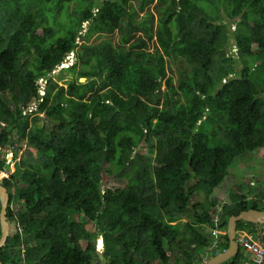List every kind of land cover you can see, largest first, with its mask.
Wrapping results in <instances>:
<instances>
[{
  "label": "trees",
  "instance_id": "trees-1",
  "mask_svg": "<svg viewBox=\"0 0 264 264\" xmlns=\"http://www.w3.org/2000/svg\"><path fill=\"white\" fill-rule=\"evenodd\" d=\"M71 52L65 69L76 77L60 85L51 74ZM261 52L264 0H0V146L43 155L3 178L8 220L21 231L1 261L102 264V236L106 264H203L197 252L212 246V231L258 209L231 168L264 160V88L247 63ZM32 113L45 115L42 135ZM141 141L152 154L135 152ZM114 171L125 184L103 188ZM201 192L205 202L191 205ZM237 230L264 242V224ZM246 258L240 250L222 264Z\"/></svg>",
  "mask_w": 264,
  "mask_h": 264
},
{
  "label": "rangeland",
  "instance_id": "rangeland-1",
  "mask_svg": "<svg viewBox=\"0 0 264 264\" xmlns=\"http://www.w3.org/2000/svg\"><path fill=\"white\" fill-rule=\"evenodd\" d=\"M150 12H152V14L154 15V29H157L159 26V19L158 17L159 12L156 8V2H154L153 4H151L150 8H149ZM146 11L141 12L140 15H145ZM87 23L85 24V27H87ZM235 28V26H232L231 29L233 30ZM86 29H83L82 34H85ZM92 42L96 41L95 38H93L91 40ZM79 44L83 43V40L80 38L78 40ZM232 43H234V41H232ZM235 47H233V49H231V53H233L234 57L237 60V65L241 64V60L239 59V55L237 54L236 49H234ZM261 54L260 56H251L249 59L247 58V63L251 69V77L254 81V83L261 88H264V52L259 53ZM259 57L260 60H259ZM77 61V56L76 53H71V55L67 56L65 59V62L63 65L59 66L56 70H54L51 74V76L55 79L58 80L60 85H64L65 83H67L68 80H71L72 78L76 77V75H74L70 69H65L68 68L69 66H71L73 63H75ZM217 65H220V63H217ZM241 66V65H240ZM239 66V67H240ZM174 69H176V67H174ZM63 70V74H64V78L63 79H59L60 76V71ZM62 72V71H61ZM80 82H85L86 78H80L79 79ZM41 82V83H40ZM40 86H41V95L44 94L45 91V85H46V79L43 81L42 79L40 80ZM67 86V85H66ZM37 105L36 103L33 104V106H31L30 108H28L26 110V112H31L35 109H37ZM31 121L32 124L36 127V130L38 131V133L40 135H42L43 133V127L46 124V120H45V115L44 114H39L37 115L36 113H32L31 115ZM206 131H208V128H205ZM136 153L138 154H152L153 152L147 147V145L141 141L140 144L138 145L136 151ZM14 153V154H13ZM134 153V155L136 154ZM43 155L37 151L34 148H31L30 146H28V144H24L22 150L19 151V153H15V148L14 147H9V148H5L3 149V152L0 156V158H5L7 161V164L9 165V169L8 170H4L0 172V181L3 180V178H8L12 173H14L16 171V164L19 161H24L26 163H31V164H39L42 165V160H43ZM254 161H252L254 163L253 168H248L244 165L245 162L240 163L239 165H237L236 167H232L231 168V173L234 176L235 180H234V185L236 187V189H240L237 190L239 194H246L250 200V202H252L253 200L258 199V209H264V160H258V159H253ZM248 162V161H247ZM246 162V163H247ZM114 174L111 175V177L108 178V180L106 182H104V186L103 188L106 187H111V186H122L123 184H125V181H120L117 178L116 175V171L113 172ZM225 186H228V188L230 189H234V187H230L229 185V181L225 183ZM238 187V188H237ZM227 188V189H228ZM235 190V189H234ZM236 191V190H235ZM229 192L225 193V200L228 201L229 200ZM204 201L206 200L205 197V193L201 192L199 194H195L191 205L194 204L196 201ZM15 206V205H13ZM189 211V209H188ZM72 219L77 221L78 220V214L73 212L72 213ZM185 219L190 221L191 219L186 215ZM13 226L16 227L15 224H13ZM208 230V233H210V227L208 226L206 228ZM20 231L21 229H17V233L16 232H12V238H19L20 237ZM100 238H102V236H99L96 239V249L98 251V253L100 254V260L103 261L102 264H106L105 261V256H103V252L105 250V245L103 243L100 244ZM166 248L169 247L167 243H165ZM190 247V246H188ZM99 249V250H98ZM208 249L202 250L199 249L197 252V255L199 257H201L202 255H208V256H214V251H209L207 252ZM242 252H244L241 249ZM151 254H155V249L151 248L150 250ZM143 253V252H140ZM196 255V256H197ZM174 261H171L169 264H173ZM138 264H140V262H138ZM142 264V263H141ZM145 264V263H143ZM151 264H163L159 258L155 257L154 259H152ZM180 264V263H177Z\"/></svg>",
  "mask_w": 264,
  "mask_h": 264
},
{
  "label": "water",
  "instance_id": "water-1",
  "mask_svg": "<svg viewBox=\"0 0 264 264\" xmlns=\"http://www.w3.org/2000/svg\"><path fill=\"white\" fill-rule=\"evenodd\" d=\"M4 146V145H3ZM1 156V154H0ZM10 203V193L7 187H5L0 181V251L7 245L9 237L12 232L17 231V227L13 226L8 220V207ZM239 221L253 222L257 224H264V209L250 208L241 211L237 215H232L228 221L227 234L229 238V247L224 251L211 257L205 264H222L239 253V244L236 240L237 236V224ZM0 264H5L0 259Z\"/></svg>",
  "mask_w": 264,
  "mask_h": 264
},
{
  "label": "built area",
  "instance_id": "built-area-1",
  "mask_svg": "<svg viewBox=\"0 0 264 264\" xmlns=\"http://www.w3.org/2000/svg\"><path fill=\"white\" fill-rule=\"evenodd\" d=\"M223 234H226V231L218 227L212 231L214 238L212 246L208 248L209 251L215 250L219 253L221 235ZM236 240L239 244V251L242 249L247 257L244 264H264V242L260 235L247 230H237ZM208 258L207 255L202 256L203 263L207 262Z\"/></svg>",
  "mask_w": 264,
  "mask_h": 264
},
{
  "label": "clouds",
  "instance_id": "clouds-1",
  "mask_svg": "<svg viewBox=\"0 0 264 264\" xmlns=\"http://www.w3.org/2000/svg\"><path fill=\"white\" fill-rule=\"evenodd\" d=\"M71 53H74V52H71ZM71 53H70L69 55H71ZM69 55H68V56H69ZM63 64H64V63H63ZM63 64H61V65H63ZM61 65H60V66H61ZM72 65H73V64H72ZM42 79H43V78H42ZM40 80H41V79H40ZM39 82H40V81H39ZM44 94H45V91H44ZM44 94H43V95H44ZM35 110H36V109H35ZM33 111H34V110H33ZM16 227H17V226H16ZM226 233H227V232H226ZM100 239H101V238H100ZM100 239H99V240H100ZM102 240H103V244H104V239H103V237H102ZM207 249H208V248H207ZM98 250H99V249H98ZM207 252H209V249L207 250ZM217 254H218V253H217ZM202 256H203V255H202ZM202 256H201V257H202ZM214 256H215V255H214ZM211 257H213V256H210V257L208 258V260H209ZM208 260H207V261H208ZM202 263H203V261H202ZM203 264H205V263H203Z\"/></svg>",
  "mask_w": 264,
  "mask_h": 264
},
{
  "label": "flooded vegetation",
  "instance_id": "flooded-vegetation-1",
  "mask_svg": "<svg viewBox=\"0 0 264 264\" xmlns=\"http://www.w3.org/2000/svg\"><path fill=\"white\" fill-rule=\"evenodd\" d=\"M5 148H9V147H7V146H5V145H4V146H3V145L0 146V154H2L3 149H5ZM13 154H14V153H13ZM0 159H2V158H0ZM2 181H3V180H2ZM2 181H1V182H2Z\"/></svg>",
  "mask_w": 264,
  "mask_h": 264
},
{
  "label": "crops",
  "instance_id": "crops-1",
  "mask_svg": "<svg viewBox=\"0 0 264 264\" xmlns=\"http://www.w3.org/2000/svg\"><path fill=\"white\" fill-rule=\"evenodd\" d=\"M204 256V255H203ZM208 256V255H207ZM208 257H210V256H208ZM201 260H202V257H201Z\"/></svg>",
  "mask_w": 264,
  "mask_h": 264
}]
</instances>
